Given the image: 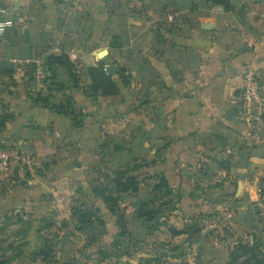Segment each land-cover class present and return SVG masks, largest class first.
Returning <instances> with one entry per match:
<instances>
[{
  "label": "crops",
  "instance_id": "crops-1",
  "mask_svg": "<svg viewBox=\"0 0 264 264\" xmlns=\"http://www.w3.org/2000/svg\"><path fill=\"white\" fill-rule=\"evenodd\" d=\"M230 3L0 0L14 15L0 39V144L25 158L0 172V205L47 208L44 196L68 190L67 179L83 182L105 138L116 157H137L121 142L138 139L145 158L158 157L149 171L168 179L175 213L194 220L210 209L211 222L221 223L212 228L217 242H261L264 253V122L248 126L238 105L249 67L264 81V0ZM38 54L54 76L44 86L24 63ZM100 61L116 66L107 73L118 95L92 87L89 69ZM214 244L212 257L231 264V248Z\"/></svg>",
  "mask_w": 264,
  "mask_h": 264
},
{
  "label": "rangeland",
  "instance_id": "rangeland-1",
  "mask_svg": "<svg viewBox=\"0 0 264 264\" xmlns=\"http://www.w3.org/2000/svg\"><path fill=\"white\" fill-rule=\"evenodd\" d=\"M3 7L13 19L12 5ZM110 139L105 138L104 147L86 164L83 182L71 177L65 181L66 186L70 187L68 190L56 192V196H44L50 201L47 208H36L39 211L36 212L32 205L12 207L11 210H6V205H0L2 264H145L147 259L152 264H225L221 257L216 260L212 257L215 242L218 246L224 244L223 248H231L230 260L235 257L240 245L234 244V240L231 243L228 240L225 243L217 242L221 235L212 228L221 226V223L215 225L211 222L210 209L201 213L197 211V218L188 219L181 213H175L178 206L173 203L174 196H177L174 190L172 198H165L164 190L155 188L160 176L157 172H150L149 168L158 157L145 158V154L142 155L145 153L143 141L121 142L125 151L137 153V157H116L113 150L115 143ZM83 164L85 162L80 163V167ZM119 168L134 169L133 174L144 181V186L137 193L121 194L119 208L110 210L101 199L92 195V182L96 180L113 186ZM199 182L201 179L196 178V191H204ZM164 202V209L157 213L155 221L147 223L145 217H139L143 210L153 209ZM81 204L99 206L104 223L83 226L75 221L72 208ZM202 208L206 210L208 207ZM162 216L167 218L166 223H163ZM170 226L189 232L186 235H173ZM193 228V232H190ZM45 243L48 245L44 250H51L46 258L40 254ZM262 244L259 243L260 246ZM242 260H245L244 257H241Z\"/></svg>",
  "mask_w": 264,
  "mask_h": 264
},
{
  "label": "trees",
  "instance_id": "trees-1",
  "mask_svg": "<svg viewBox=\"0 0 264 264\" xmlns=\"http://www.w3.org/2000/svg\"><path fill=\"white\" fill-rule=\"evenodd\" d=\"M213 2L214 4H220L223 5L226 9L231 8L230 0H209ZM48 65V60H47ZM49 77L48 82L51 83L50 80L53 79L54 76L52 72L50 71L49 67ZM69 73H73L74 69L73 67L68 68ZM89 74L92 79V87L95 89L96 92H100L103 96H112V95H118L120 92L119 86L117 82L114 80L113 75H109L107 73V69L105 66L104 61H100L98 66L91 67L89 69ZM117 74H120V71L117 72ZM123 82L125 84L128 83V76H122ZM61 88V86H60ZM69 101L71 100L70 97H68ZM69 103V102H68ZM61 112L66 113V110L63 108H60ZM73 115L74 124L76 126L81 125V122L76 118L75 113ZM1 145V144H0ZM4 146V145H2ZM120 150V148H117ZM134 169H121L115 173L114 178V185L109 186L107 184H104L102 182H98L94 180L92 182V188L91 193L95 198L101 199L102 202L109 207L110 210H116L119 208V204L121 201V194L125 193H137L139 192L144 185L143 180H140L137 175L133 174ZM159 181L158 184L155 186L157 189H163L165 193V198L169 197L173 193V188L171 187L168 179L164 174H159ZM261 194L264 199V178L261 180ZM168 201V199H167ZM166 201V202H167ZM160 203L155 206V208L146 209L143 212H140L139 217H145V222H153L157 219V213L160 212V210L164 209L162 208L163 205L166 203ZM142 211V210H141ZM72 216L75 221H77L80 225H88L92 223H100L103 224L104 220L102 217V214L100 213V207H89L85 204L78 205L77 207L72 208ZM163 217V216H162ZM167 220H163V223H166ZM173 235H179L182 233H187L189 231L187 230H178L175 228H170ZM194 228L190 230V232H193ZM195 236H198V234L195 233ZM48 244H44L41 248L40 254L44 256V258L49 256V252L51 250H44ZM239 251L235 254V257L232 258L231 264H236L241 257H246V255H250L249 260H245L246 263H249L254 260L256 264H264V253L260 250L259 243H255L253 245H250L248 243H240ZM2 264V262H0ZM144 264V263H142ZM145 264H152L149 259L145 260ZM183 264H189V263H183Z\"/></svg>",
  "mask_w": 264,
  "mask_h": 264
},
{
  "label": "built area",
  "instance_id": "built-area-1",
  "mask_svg": "<svg viewBox=\"0 0 264 264\" xmlns=\"http://www.w3.org/2000/svg\"><path fill=\"white\" fill-rule=\"evenodd\" d=\"M14 25V20L8 16L5 7L0 8V39L3 38ZM24 63L32 68L34 78L40 86H44L49 77L47 58L38 54L27 58ZM238 105L240 117L250 127L258 122H264V81L259 72L249 67L243 74ZM24 152L17 147L0 145V172H6L19 161H24Z\"/></svg>",
  "mask_w": 264,
  "mask_h": 264
},
{
  "label": "water",
  "instance_id": "water-1",
  "mask_svg": "<svg viewBox=\"0 0 264 264\" xmlns=\"http://www.w3.org/2000/svg\"><path fill=\"white\" fill-rule=\"evenodd\" d=\"M106 69H107L109 74H114L116 72V66L115 65H110Z\"/></svg>",
  "mask_w": 264,
  "mask_h": 264
}]
</instances>
